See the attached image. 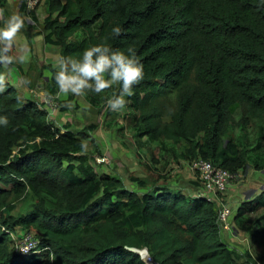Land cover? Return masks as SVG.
<instances>
[{"label":"trees","instance_id":"1","mask_svg":"<svg viewBox=\"0 0 264 264\" xmlns=\"http://www.w3.org/2000/svg\"><path fill=\"white\" fill-rule=\"evenodd\" d=\"M44 1V40L61 55L78 56L105 36L113 46L135 47L145 68L130 98L139 137L166 143L177 162L209 160L233 176L246 171L244 126L252 116L264 122V0ZM27 2L20 1L18 12L28 9L35 19ZM113 25L121 26L119 37ZM79 31L82 39H70ZM50 80L55 84L51 74ZM6 83L0 92V115L9 121L0 125V264H146L131 247H146L159 264H243L242 257L255 264L248 251L239 254L222 240L218 199L202 197L199 189L186 194L184 184L139 191L117 176L98 175L80 147L90 137L86 130L58 129L41 104L23 101ZM236 110L241 131L233 136L226 128ZM194 170L199 181L185 182L202 187ZM19 199H29V208L5 215ZM263 208L264 199L245 200L234 215L231 210L232 219ZM256 224L264 236V210ZM15 225L38 238L37 249L17 251L23 232L15 237Z\"/></svg>","mask_w":264,"mask_h":264},{"label":"rangeland","instance_id":"2","mask_svg":"<svg viewBox=\"0 0 264 264\" xmlns=\"http://www.w3.org/2000/svg\"><path fill=\"white\" fill-rule=\"evenodd\" d=\"M20 1L6 0L2 15L6 16L13 11H18ZM27 4L29 9L34 10L35 19L31 17L27 9L24 14L30 19L26 21L25 28L18 33L12 54L19 55L20 46L24 41H28L32 50L31 58L25 64L16 62L8 66L2 64L6 78L16 88L20 98L23 101L41 104L48 113V119L53 121L56 127L62 125L79 134L81 130H86L90 135L85 139L86 150L91 154V162L98 175L117 176L123 180L127 188L139 191H144L147 186L153 184L167 185L171 189L176 185L184 184L192 190H201L199 186L190 185L189 181L185 182L186 180L199 181L193 165L182 160L175 161L166 143L137 135V127L133 124L134 114H137V111L131 107L130 100L125 110L116 113L105 108L104 96L110 92V89H106L104 94L87 92L76 97L71 94L55 95L57 88L50 80L49 66H52L56 56L61 55L60 48L44 40L47 32L43 23L47 14L45 1L28 0ZM84 35V31H79L70 39L80 40ZM24 76L30 78L29 84L23 83ZM46 93L52 94V99H49ZM68 101L72 102L70 108L66 106ZM239 117L240 111L236 110L226 128L228 134L235 136L241 131V126L237 123ZM243 134L245 149L248 151L247 169L232 176L227 189L218 194V201H216L218 206L221 204L229 206L233 215L237 207L245 200L259 202L264 199V167L257 170L250 162L253 159L264 162V122L255 116L249 117ZM131 176L141 177L147 185L141 187L137 181L131 179ZM30 203L29 199H19L15 201L13 208H5L2 211L5 215H19L29 208ZM263 210L264 208L260 211H252L246 214V219L239 222L231 219V232H220L222 240L230 248L235 249L239 254L248 251L260 262L264 257V236L257 235L256 220ZM243 225L248 226V230L242 229ZM12 230V234L17 237L24 229L15 225ZM242 261L245 263L243 257Z\"/></svg>","mask_w":264,"mask_h":264},{"label":"clouds","instance_id":"3","mask_svg":"<svg viewBox=\"0 0 264 264\" xmlns=\"http://www.w3.org/2000/svg\"><path fill=\"white\" fill-rule=\"evenodd\" d=\"M2 12L3 10L0 9V64L5 66L13 62L25 64L30 60L32 52L28 41H24L20 46L19 55H14L12 52L16 46L18 33L25 28L26 21L30 17L18 11H13L6 16L2 15ZM121 31L122 28L119 25H113L111 28V33L115 37H119ZM52 68L51 77L57 88L56 96L71 94L76 97L87 92L104 94L106 89H110V92L104 96V104L106 110L116 113L125 110L134 94V85L142 81L145 74L144 63L135 47L131 44L124 47L113 46L107 36L84 47L78 56L63 54L56 56L53 59ZM22 80L24 84L30 83V78L27 76L22 77ZM6 86V76L0 73V92H3ZM46 95L52 99V94L46 93ZM66 106L72 107V102H66ZM8 122L6 115H0V125H7ZM80 147L86 150V142L81 141ZM221 231L223 230L220 229ZM131 249L138 252L140 256V249L148 251L146 247H131ZM255 264H264V260L260 262L256 259Z\"/></svg>","mask_w":264,"mask_h":264},{"label":"built area","instance_id":"4","mask_svg":"<svg viewBox=\"0 0 264 264\" xmlns=\"http://www.w3.org/2000/svg\"><path fill=\"white\" fill-rule=\"evenodd\" d=\"M192 165L194 169L197 168L200 172V177L202 179L201 196L208 200H215L218 192L221 193L225 191L233 176L227 169L214 165L209 160L196 159L192 162ZM217 222L221 230L225 232L231 231V209L228 206L223 205L219 209ZM38 244V238L29 231L22 233L20 238L16 241L15 247L20 253H28L36 249ZM139 252L146 264H159L148 251L140 249Z\"/></svg>","mask_w":264,"mask_h":264},{"label":"crops","instance_id":"5","mask_svg":"<svg viewBox=\"0 0 264 264\" xmlns=\"http://www.w3.org/2000/svg\"><path fill=\"white\" fill-rule=\"evenodd\" d=\"M60 128H63V126L61 125ZM190 185H193V184H190ZM194 191H195V192H198V189H196V190L193 189V190H192V189H190L189 186L183 189V192H184V193H186V194H191L192 196H195V195H196V193H194Z\"/></svg>","mask_w":264,"mask_h":264}]
</instances>
